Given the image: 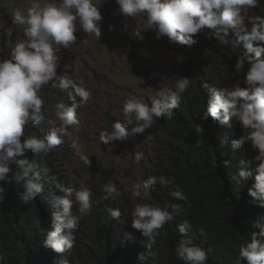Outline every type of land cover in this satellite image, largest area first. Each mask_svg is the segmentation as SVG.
<instances>
[{"label": "clouds", "instance_id": "obj_1", "mask_svg": "<svg viewBox=\"0 0 264 264\" xmlns=\"http://www.w3.org/2000/svg\"><path fill=\"white\" fill-rule=\"evenodd\" d=\"M104 2L31 0L30 6L12 11V24L26 26L24 35L27 40L15 43L10 49L0 48V182L8 181L15 165L19 171L14 179L21 189L17 195L24 204L35 200L44 187L39 165L35 159H26L27 153L30 151L33 157H38L55 152L64 143L69 126H79L77 109L92 98L90 90L67 76L58 75L57 69L61 66V47L66 49L74 44L78 38L76 33L82 30L99 40L103 21L100 5ZM259 3L260 0H116L118 10L114 15L135 18L146 14L142 29L136 28L132 32L135 38L143 40L142 33L151 30L155 32L157 40L167 37L169 43L189 48L197 43L195 37L205 28L210 36L220 39L232 31L236 43L245 49L234 64L235 72L243 73L239 80H243L231 88L219 86V80H201L202 87L210 94L202 118L210 116L221 126H231L233 120L240 124L243 135L230 141L231 149L239 150L249 143L256 154L251 161L239 160L237 183L254 178L255 182L248 190L252 197L250 203L264 207V16L248 15L249 9L257 8ZM210 51L207 49L206 55ZM245 64L248 65L247 69ZM193 83L192 78L176 77L174 89L160 88L150 98V103L136 96L125 99L122 107L124 120L132 124L134 116L136 126L129 131L120 120H116L111 124L110 131L105 129L100 132V142H123L133 134L150 129L159 118L158 122L163 118L172 120L174 110L180 108L183 95ZM241 83L245 87H241ZM49 84L58 88L62 96L67 95L68 103L61 100L55 104L56 120L49 121L50 127L43 136L35 132L25 135L26 128L37 129L45 124L48 108L39 93ZM194 127L197 135L203 133L201 126ZM224 143H228L227 139ZM72 147L83 164L90 167L89 156L83 155L75 142ZM133 156L135 162L139 163L143 153L135 152ZM253 163L255 167H252ZM54 175L57 178L56 173ZM174 183L172 177L150 175L131 186V227L146 238L142 243L148 249L156 243L164 225L180 216L184 209L180 203L169 201L160 206L145 202V199L157 184L167 187ZM61 189L64 194L52 198L56 209L52 214V230L47 233L42 245L58 255L57 264H69L65 254L73 249L74 233L79 226V217L72 211V197L74 195L79 205L78 211L85 215L90 214L94 204H99L100 200L93 199L94 193L88 187L73 190L61 186ZM103 191V200L114 199L117 194L116 185L111 182L104 185ZM4 193L5 188L0 184V203L5 199ZM168 195L176 201L188 199L179 186L169 191ZM106 212L111 219L118 220L121 215L118 208L111 206L106 208ZM176 227L179 232V240L174 248L176 258L185 264H209L208 249L188 236L190 222L185 219ZM124 235L127 240L134 239L130 233ZM145 259L144 253L139 254L138 261ZM3 261V255H0V264ZM235 264H264V228L251 231L250 238L240 246Z\"/></svg>", "mask_w": 264, "mask_h": 264}, {"label": "trees", "instance_id": "obj_2", "mask_svg": "<svg viewBox=\"0 0 264 264\" xmlns=\"http://www.w3.org/2000/svg\"><path fill=\"white\" fill-rule=\"evenodd\" d=\"M251 11L253 16H264V0ZM209 36L205 28L195 37L197 43L191 49H200V58L210 49L211 57L220 65L219 86L231 88V82L243 75L235 72L234 64L245 49L236 43L232 31L224 39ZM181 65L186 67L187 63ZM244 67L247 69L248 65ZM202 83L201 80L194 82L185 92L172 120L163 118L159 123L165 140L157 147L154 175L172 177L175 183L167 187L157 184L155 190L149 192L151 199L147 200L160 206L169 201L180 203L184 212L164 225L156 243L148 249L142 243L146 238L131 227L132 210L123 208V202L115 197L103 200L105 193L101 186L98 189L100 203L81 221L83 225L74 233L75 245L65 254L69 264H185L174 253L179 240L176 226L185 219L191 224L188 236L208 249L209 264H235L240 246L250 238L251 231L264 228V207L250 203L252 197L248 194L254 178L237 183L239 160L251 161L256 153L249 143L239 150L231 149L230 141L243 135L235 120L231 126H221L210 116L202 118L210 95ZM114 121V118H106L110 126ZM194 125L201 126L203 133L197 135ZM49 127L50 124H42L34 132L43 136ZM225 139L228 143H224ZM54 151L38 157H33L29 151L25 157L37 161L44 184L41 193L29 204L21 202L17 195L21 189L14 179L19 171L15 165L8 181L0 182L5 188V199L0 203L3 264H57L58 255L42 245L52 230V214L56 210L52 198L63 195L61 186H67L54 175L57 148ZM176 186L187 195V201H176L168 195ZM109 206L120 210L118 220L108 216L106 208ZM125 233H130L134 239L127 240ZM141 253L146 256L144 261H138Z\"/></svg>", "mask_w": 264, "mask_h": 264}, {"label": "rangeland", "instance_id": "obj_3", "mask_svg": "<svg viewBox=\"0 0 264 264\" xmlns=\"http://www.w3.org/2000/svg\"><path fill=\"white\" fill-rule=\"evenodd\" d=\"M30 3L31 0H0V48L10 49L15 43L27 40L24 35L26 26L12 24L11 14L14 9H24ZM117 10L116 0H105L100 5L103 21L99 40L81 30L76 33L78 38L74 44L66 49L61 47L58 75L67 76L86 87L91 91L92 98L77 109L79 126H69L64 143L57 148L55 173L61 183L73 190L90 188L94 200L98 199L99 187L111 182L117 188L116 200L123 202L126 210H132L131 186L150 175L155 176V154L165 135L159 126V118L150 129L133 134L126 141L103 144L99 140L100 132L111 130L106 118L120 120L131 131L136 124L134 116L132 124L124 120L122 107L125 99L136 96L150 103V98L160 88L174 89L176 77H189L193 82L199 78L218 81L221 75L220 65L210 53H204L200 58V49L197 51L171 44L167 37L157 40L155 32L151 30L142 33L143 40L135 38L132 32L136 28L142 29L146 14L124 18L119 14L114 15ZM248 15L253 16L251 9ZM183 62L187 63L186 67L181 65ZM242 80L237 78L229 82L234 86ZM241 87L245 85L241 83ZM59 92L58 88L49 84L39 93L48 108L44 123L56 120L54 113L58 101L68 103L67 95L62 96ZM34 130L26 128L25 135L32 134ZM74 142L83 155L89 156L90 167H86L76 154V149L72 147ZM135 152L143 153L139 163L135 162ZM72 199V211L79 217V229L83 225L81 221L89 214L80 213L74 195ZM150 199L148 195L145 202ZM95 207L96 204L93 209Z\"/></svg>", "mask_w": 264, "mask_h": 264}]
</instances>
